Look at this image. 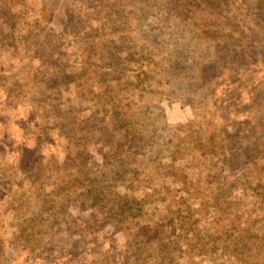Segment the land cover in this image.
<instances>
[{
	"label": "rangeland",
	"instance_id": "obj_1",
	"mask_svg": "<svg viewBox=\"0 0 264 264\" xmlns=\"http://www.w3.org/2000/svg\"><path fill=\"white\" fill-rule=\"evenodd\" d=\"M0 264H264V0H0Z\"/></svg>",
	"mask_w": 264,
	"mask_h": 264
}]
</instances>
